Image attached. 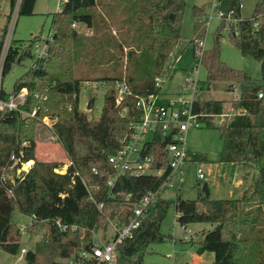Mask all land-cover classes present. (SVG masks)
<instances>
[{
    "label": "trees",
    "instance_id": "1",
    "mask_svg": "<svg viewBox=\"0 0 264 264\" xmlns=\"http://www.w3.org/2000/svg\"><path fill=\"white\" fill-rule=\"evenodd\" d=\"M16 1L10 0L11 12ZM36 1L21 0L19 14H33ZM186 2L148 0L146 37L150 43L143 46L139 43L129 49L126 69L120 70L116 62L112 74L101 79L110 87L105 92L99 117L90 118L87 112L80 109L82 84L88 78L37 81L22 76L16 80L12 92L28 89L27 100L21 108L26 112L36 110L37 115L23 117L17 111H0V249L12 254L22 250L21 227L13 218L17 207L22 213L36 219L34 223L26 225L28 231L46 227V232L36 242L34 249L26 251L24 258L27 264H69L71 260L75 264H95L96 260L90 254H81L92 250L95 242L92 230L107 232L110 220L129 222L143 196L162 185L170 172V165L160 134L147 145L146 152L154 156L156 169H164L161 175L123 174L116 177L113 185H109V180L116 176L109 156L119 150L120 139L130 133V124L140 118L141 111L134 103L135 95L159 91L155 79L165 68L169 53L178 43ZM225 2L226 10L234 9L239 14V0ZM99 3L100 0H63L62 8L52 16V36L47 39L42 56L34 61L35 65L41 67L49 60L71 61L75 43L80 37L73 24L83 23L90 28L98 26L94 9ZM103 8L109 16L116 15L114 6L103 4ZM203 13V8L194 7L196 19L191 39L194 43V62L199 59L197 53L200 47L197 42L204 38L206 31ZM6 31L7 24L0 37V58ZM221 35L220 27L215 32L214 46L204 49L201 57L208 72V83L214 80L230 81L227 89L232 91L237 82L240 99L232 101V105L247 109V113L235 115L221 126H216L210 116L202 120L208 127H218L221 132V161L251 167L257 172L240 197L189 199L177 196L174 201H157L133 235L118 244L119 264L141 263L148 246L164 239L160 225L171 203L177 212V220L182 224H212L204 232L197 250L199 254L213 252L211 264H264V218L258 215L260 212L264 215V18L256 29L247 18L241 23L240 35L232 37L243 54L261 61L262 78L259 80L221 59ZM34 41L31 39L29 42V51ZM114 46L111 59H118V50L122 52L124 45L117 42ZM18 48L11 46L10 51H18ZM117 80L126 81L131 90V94L120 104L117 103L114 87ZM259 92L263 93L262 97L258 96ZM9 94L2 88L3 98ZM94 100L92 96L90 108ZM125 107L128 110L123 114ZM225 109L226 102L222 99L204 100L196 105L197 111L204 110L211 115ZM44 116L58 117L53 123V130L71 160L65 173L55 170L62 163L39 161L35 157L37 126L41 123L40 117ZM61 157L68 159L66 154ZM205 158L203 154L189 151L191 160L202 161ZM15 159L19 160L17 167L31 159H35V162L23 177H17L16 182L12 183L6 177V170ZM202 202L204 208L199 205ZM99 203H102L101 207ZM57 220L67 228L61 229ZM255 222H259L256 228L253 227ZM72 225L78 228L74 230Z\"/></svg>",
    "mask_w": 264,
    "mask_h": 264
},
{
    "label": "rangeland",
    "instance_id": "2",
    "mask_svg": "<svg viewBox=\"0 0 264 264\" xmlns=\"http://www.w3.org/2000/svg\"><path fill=\"white\" fill-rule=\"evenodd\" d=\"M206 0H187L182 16V29L177 45L173 48V56L167 58L165 65V74L171 71L162 83L161 91L172 92L178 89L180 83L187 71H191L194 63V43L191 41L194 34L195 14L194 7H202ZM103 4L114 6L116 15L109 16L104 10ZM63 6V0H37L34 13L30 15H21L16 8L13 9V15H16L14 30L11 35L10 44L14 48L18 46V51H10L7 54L2 69V87L6 92L11 93L18 78L25 76L26 79H35L37 81H48L50 79L70 80L76 77L88 78L83 82L80 92V107L88 113L90 118L99 117L104 105V96L106 90L110 87L101 79L105 75L112 74L114 63L120 70H125L128 65L126 53L129 49L150 43L146 37L148 26L146 8L148 0H100V3L94 9L96 22L98 26L90 28L83 23H75V27L80 34L75 43L74 55L71 61L49 60L37 67L34 61L43 54L46 49V41L51 38L52 16ZM206 8H204L205 13ZM258 11L264 12V0H245V6L242 9L243 17H252ZM11 12L10 0H0V37L2 36L4 26L8 25V14ZM202 16L206 24L204 49L212 48L215 44V32L220 27V19L213 18L206 22L205 16ZM137 17H140L139 19ZM133 20V21H132ZM39 35V37H38ZM35 40L30 51L29 42ZM121 42L124 46L122 52L118 50V59H111L110 53L114 50L115 44ZM16 45V46H15ZM39 46V50L37 49ZM11 49V48H10ZM139 49V48H138ZM220 57L229 66L246 71L253 79L262 78L261 61L254 56L245 55L234 43L232 37L222 30L220 38ZM173 67V68H172ZM194 73H198L202 80L203 87L208 89V72L204 65L198 66ZM226 80H214L210 83L211 88L202 92L200 98L202 101L209 99L225 100L227 107L232 105L234 92L229 91ZM116 82L114 87H116ZM235 84H238L235 82ZM22 90V89H21ZM28 92V89H26ZM45 94V93H43ZM118 93H116L117 95ZM44 98L45 95H43ZM94 96L92 108H88L90 98ZM66 102V101H65ZM226 107V108H227ZM35 112V113H34ZM25 116H36L37 111L21 113ZM50 116L40 117V124L36 132L35 157L44 162H60L62 165L58 169L67 171L71 163L67 153L62 147L58 136L54 130L47 126L44 119ZM216 126H219L214 122ZM188 145L191 152L203 154L206 158L202 162L205 168L207 179H199L196 174L197 162L192 160L185 165V174L179 184L174 180L166 190L158 194L157 201L161 199L174 201L177 196L189 199L206 198V192L203 186L207 183L210 189L209 199L218 198H236L242 193V187L237 186V181L243 179L242 171L248 178L250 174L255 175L257 170L251 167H242L233 163L221 161V150L223 148V139L218 127H208L205 123L199 128H192L188 132ZM62 154H66L68 159H63ZM18 160L15 159L13 165L6 170V177L12 182H16L17 177H23L33 166L35 159L23 163L21 171L16 168ZM212 167L213 172H208ZM156 201V202H157ZM202 208L205 204H199ZM263 213H258L264 218ZM14 220L21 227L20 246L34 249L46 227L38 231H28L21 223L30 224L34 221L31 215L22 213L17 207L13 214ZM259 222L253 225L256 228ZM212 227L208 222H194L185 226L177 220V212L173 203L170 204L167 213L160 225V232L164 234V239L158 242H152L145 253L143 260L139 264H210L213 262L211 254H202L198 256L199 239H201V229L203 227ZM113 234L109 225L107 232L102 230L96 232L101 239H106ZM191 238L193 240H191ZM207 252V251H206ZM23 251L17 254L9 253L0 249V264H27Z\"/></svg>",
    "mask_w": 264,
    "mask_h": 264
},
{
    "label": "built area",
    "instance_id": "3",
    "mask_svg": "<svg viewBox=\"0 0 264 264\" xmlns=\"http://www.w3.org/2000/svg\"><path fill=\"white\" fill-rule=\"evenodd\" d=\"M20 2L21 0H17L14 7L18 12ZM206 3L207 6L204 13L206 22L213 18H219V27L228 35L231 37L240 35L241 23L247 19L242 16L241 12L245 6V0H239V14H237L234 9L226 10L225 0H206ZM263 18L264 12L262 11H258L257 14L248 17V19L252 21L254 29L260 27ZM15 20L16 15H13L11 12L7 25L4 48L0 58V111L3 113L11 111L24 113L25 111L21 108V105L25 104L28 94L26 91L27 88H22V90L17 93L11 92L7 98H3L1 95L3 88L1 81L2 69L11 48L10 41L15 26ZM74 25L76 24L74 23ZM197 44L200 47L197 53L199 58L198 62L193 63L191 71H187V74L184 75L180 86L173 95H164L163 91H161L163 86L162 83L166 80V77L171 74L170 71L166 75L165 71L167 69L165 68L155 79V85L159 89L158 92L148 95H135L134 103L141 111V115L138 120L130 124V133L120 139L121 147L119 150L109 156V161L116 170V176L111 178L108 183L109 185H113L116 177L123 174L132 176L144 174L161 175L164 169H156L153 164L154 156L146 152L147 145L153 143L158 134H160L162 140L165 142L164 149L168 155L170 172L158 190L149 191L143 196L141 201L135 206L133 216L130 218L129 222L122 223L116 220H110L109 225L113 230L111 236L106 239H101L96 235V232L92 230L95 234V242L92 246V250L90 253L83 251L81 254L86 256L90 254L91 257L96 260L95 264H119L118 244L133 235L135 229L140 226L142 219L148 215L150 208L156 203L157 196L160 192L169 188L171 182L174 180L177 184L180 183L185 174V165L190 160V149L187 141L188 132L192 128L201 127L202 124L205 123L202 118L210 116L213 122L221 126L229 122L235 115L247 113V109L243 107L236 108L233 105H230L221 113L212 115L207 114L204 110H196L197 103L202 101L200 98L201 93L207 91V89L203 87L202 80L199 78L198 73H194V70H196L198 66L203 65L201 57L205 43L203 40H199ZM37 49H40L39 46H37ZM173 54L174 52L171 51L168 58L173 56ZM40 55L42 54L38 56ZM116 83L115 91L118 93L116 99L117 103L120 104L127 95L131 94V90L126 81L117 80ZM232 92L235 94L233 101H238L241 93L238 84L233 86ZM258 96L262 97L263 93L259 92ZM127 110V107L123 108V114H125ZM57 119V116L46 118L44 122L53 129V123ZM12 158L14 159L15 157L13 156ZM196 162V174L198 178L206 180L207 175L203 163L199 161ZM23 163L24 162H22V165L19 167L16 166L18 172L21 171ZM55 170L60 173H65L58 168ZM101 206L102 203H99V207ZM33 219L34 221L32 223L36 221L35 217H33ZM57 224L61 229L67 228V225H63L60 220H57ZM26 225L27 224L24 225L21 223L23 227H26ZM71 228L75 230L78 226L72 225ZM22 251L23 253L26 252V248H22ZM69 264H75V262L71 260Z\"/></svg>",
    "mask_w": 264,
    "mask_h": 264
},
{
    "label": "crops",
    "instance_id": "4",
    "mask_svg": "<svg viewBox=\"0 0 264 264\" xmlns=\"http://www.w3.org/2000/svg\"><path fill=\"white\" fill-rule=\"evenodd\" d=\"M202 7H203V9L204 8H206V6H207V3H206V1H204L202 4ZM210 88H211V86H210ZM207 90H209V89H207ZM177 90H175V91H172V92H168V93H166V92H163L164 93V95H173L175 92H176ZM230 106V105H229ZM228 106V107H229ZM226 107H227V105H226ZM227 107V108H228ZM80 109L82 110V108L80 107ZM84 111V110H83ZM192 160L190 159L188 162H191ZM187 162V163H188ZM233 165H235V163H233ZM237 165H239V164H237ZM239 166H241V165H239ZM242 167V166H241ZM242 169H243V167H242ZM208 172H213V169H212V167H209L208 168ZM242 175H243V179L241 180V179H239L238 181H237V186H241L243 189H242V193H243V191L245 190V188L249 185V183L251 182V179H252V177L254 176V175H252V173L250 174V177L248 178L247 176H245L244 175V173H243V171H242ZM209 188V187H208ZM166 190V189H165ZM163 192V191H162ZM162 192H160V194L162 193ZM242 193H241V195H242ZM209 194H210V189H209ZM240 195V196H241ZM239 196V197H240ZM161 199V198H160ZM207 199H209V196L207 197ZM185 225V224H184ZM185 226H187V225H185ZM209 229V227L207 226V229H206V227H203L202 229H201V235H202V237H201V239H199V244L201 245V242H202V239H203V236H204V232L206 231V230H208ZM191 240H193L192 238H191ZM199 245V246H200ZM199 248V247H198ZM198 250V249H197ZM199 254V253H198ZM203 255L204 254H211L212 255V257H213V260H214V253L213 252H210V251H207V252H204V253H202ZM202 254H199L198 256H200V255H202ZM196 264H198V263H196ZM211 264V263H210Z\"/></svg>",
    "mask_w": 264,
    "mask_h": 264
},
{
    "label": "water",
    "instance_id": "5",
    "mask_svg": "<svg viewBox=\"0 0 264 264\" xmlns=\"http://www.w3.org/2000/svg\"><path fill=\"white\" fill-rule=\"evenodd\" d=\"M208 89H210V83L208 84ZM88 108H90V103L88 104ZM203 190L206 192V197H208L209 196V188L207 186V183L204 184ZM209 209H210V204L208 203L207 204V210H209Z\"/></svg>",
    "mask_w": 264,
    "mask_h": 264
}]
</instances>
